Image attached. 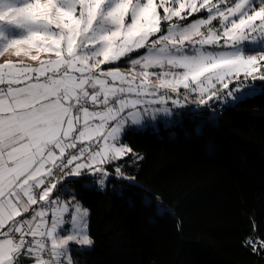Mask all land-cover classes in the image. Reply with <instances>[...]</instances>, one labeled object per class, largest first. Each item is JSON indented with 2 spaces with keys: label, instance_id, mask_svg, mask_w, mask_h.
I'll return each mask as SVG.
<instances>
[{
  "label": "snow or ice",
  "instance_id": "snow-or-ice-1",
  "mask_svg": "<svg viewBox=\"0 0 264 264\" xmlns=\"http://www.w3.org/2000/svg\"><path fill=\"white\" fill-rule=\"evenodd\" d=\"M9 52L38 63H0V264H87L80 194L105 191L109 167L135 182L114 163L143 159L123 141L132 126L173 116L165 105L189 93L199 105L264 96V0H0Z\"/></svg>",
  "mask_w": 264,
  "mask_h": 264
},
{
  "label": "trees",
  "instance_id": "trees-1",
  "mask_svg": "<svg viewBox=\"0 0 264 264\" xmlns=\"http://www.w3.org/2000/svg\"><path fill=\"white\" fill-rule=\"evenodd\" d=\"M211 124L210 132L125 134L123 141L143 159L114 162L125 164L134 183L109 167L105 191L81 192L95 241L82 260L264 264V247L244 246L250 235L264 240V96L224 106Z\"/></svg>",
  "mask_w": 264,
  "mask_h": 264
},
{
  "label": "rangeland",
  "instance_id": "rangeland-1",
  "mask_svg": "<svg viewBox=\"0 0 264 264\" xmlns=\"http://www.w3.org/2000/svg\"><path fill=\"white\" fill-rule=\"evenodd\" d=\"M161 14L162 13V10ZM195 15V17H193ZM191 17H188V22H191L193 19L199 18L200 15L206 16L207 13H198L194 14ZM213 24L215 26H219V21H213ZM164 27L166 28L167 25L165 24ZM143 51V50H141ZM35 54V53H33ZM253 54V53H248ZM48 58L45 54H41V59ZM54 58V57H53ZM135 58V56H133ZM5 61H11L13 63L23 62L25 64H31L35 66V61H32L28 59L27 57L21 55V56H15L11 52L5 53L3 56H0V63H4ZM119 68L121 71H126L130 65L127 63H120L117 62ZM116 65H113L115 67ZM104 67V66H102ZM152 71L159 72L160 69H153ZM264 71V69H262ZM243 79V77H241ZM153 81L155 82L154 78ZM251 82V81H249ZM255 83L260 84L261 82L259 80L255 81ZM232 85H230L231 87ZM165 91H168V94L172 96L173 99L177 98L175 93H172L169 90L162 89L160 94H163ZM180 95L179 98L181 100L184 99L185 90L181 88L179 90ZM197 96L195 93H189L188 94V102H186L184 108H178L175 107L171 101L165 105L169 110L174 114L173 116H166L163 112L156 113V119L151 120V113L147 117H145L146 124L144 127L137 128L136 126H132L133 129L142 130V129H149V130H155L158 132L159 135H163L164 133H167L170 136H174L177 134L178 129H182L184 132H190L192 130L200 132L204 128L207 131H212L213 125L211 123L215 122L216 117L220 110L229 104L224 103L223 101L217 102L216 100L209 101L207 105H199L197 102ZM153 108H160L161 105L156 104L152 105ZM196 111L198 114L193 116L192 111ZM178 114V115H175ZM175 120L176 123H170V121ZM145 200H149V198L146 196ZM158 210L163 211L164 208L158 203ZM27 264H31V262H27Z\"/></svg>",
  "mask_w": 264,
  "mask_h": 264
},
{
  "label": "crops",
  "instance_id": "crops-1",
  "mask_svg": "<svg viewBox=\"0 0 264 264\" xmlns=\"http://www.w3.org/2000/svg\"><path fill=\"white\" fill-rule=\"evenodd\" d=\"M37 63H38V61H35V62H34V64H37ZM33 207H35V206H33Z\"/></svg>",
  "mask_w": 264,
  "mask_h": 264
}]
</instances>
